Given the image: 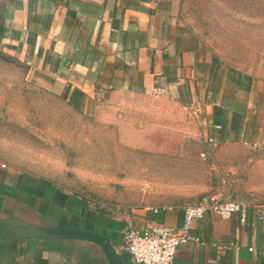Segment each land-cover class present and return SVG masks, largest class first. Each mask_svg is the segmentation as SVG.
<instances>
[{
  "label": "crops",
  "instance_id": "obj_1",
  "mask_svg": "<svg viewBox=\"0 0 264 264\" xmlns=\"http://www.w3.org/2000/svg\"><path fill=\"white\" fill-rule=\"evenodd\" d=\"M184 5L185 0H0V53L23 64L39 86L95 123L104 122L110 134L116 132L109 149L117 150L116 142L131 151L127 156L136 163L130 164H170L195 142L197 155L212 163L218 154L224 160L231 151L244 150L245 158L232 156L234 164L249 165L251 176H258L264 166V74L222 60L187 22ZM158 85L167 93H148ZM125 113L133 115L130 127L120 119ZM138 121L143 123L137 126ZM91 131L98 134L97 126ZM133 151H139L137 157ZM144 158L154 161L144 163ZM55 175L0 168V214L94 227L123 245L124 229L181 226L187 204L218 191L189 184V178L173 179L180 184L164 189L138 170L116 181L122 199L101 210L55 186ZM255 194L245 198H262ZM68 200L99 220L71 209ZM189 236L176 264H264V222L253 212L243 225L239 215L224 219L208 211ZM124 255L128 264H136L127 251ZM0 264L108 262L96 247L69 241L0 238Z\"/></svg>",
  "mask_w": 264,
  "mask_h": 264
},
{
  "label": "rangeland",
  "instance_id": "obj_2",
  "mask_svg": "<svg viewBox=\"0 0 264 264\" xmlns=\"http://www.w3.org/2000/svg\"><path fill=\"white\" fill-rule=\"evenodd\" d=\"M184 8L187 22L222 60L246 71L264 74V0H185ZM123 116L120 119L126 127L132 126L133 115ZM142 123L138 121L137 126ZM178 125L184 123L179 121ZM95 126L98 134L91 131ZM104 127V122L95 123L93 118L89 119L39 86L23 64L0 53L2 170L56 174L55 186L69 195L98 201L101 210H106V202L122 199L123 188L116 181L138 170L146 180L161 184L164 189L180 184L173 179L189 178V184L214 187L231 198L251 193L264 196V166L258 176H251L249 165L234 164L232 156L245 158L244 150L231 151L226 160H223L225 155L218 154L213 157L217 162L212 163L213 159L209 162V158L198 156L197 145L191 142L170 164L139 167L134 164L136 158L127 156L132 152L123 150L116 142L114 147L118 149L111 153L109 139L115 138L116 132L110 134ZM180 137L178 134L179 146L183 141ZM133 152L137 157L139 151ZM148 160L154 161L144 158L143 162Z\"/></svg>",
  "mask_w": 264,
  "mask_h": 264
},
{
  "label": "built area",
  "instance_id": "obj_3",
  "mask_svg": "<svg viewBox=\"0 0 264 264\" xmlns=\"http://www.w3.org/2000/svg\"><path fill=\"white\" fill-rule=\"evenodd\" d=\"M165 85L153 87L148 93L162 95L167 93ZM214 143V139H209ZM99 205L96 200L88 201ZM211 211L224 219L239 215L241 224H246L250 212L264 222V200L259 196L231 198L223 192H208L198 202L184 207V223L174 226L155 223L142 230L133 226L123 233V245L136 264H176L178 249L188 241L190 231L196 221Z\"/></svg>",
  "mask_w": 264,
  "mask_h": 264
},
{
  "label": "water",
  "instance_id": "obj_4",
  "mask_svg": "<svg viewBox=\"0 0 264 264\" xmlns=\"http://www.w3.org/2000/svg\"><path fill=\"white\" fill-rule=\"evenodd\" d=\"M14 183H16L14 181ZM3 194L0 195L2 197ZM17 202L30 207L23 200L12 197ZM67 205L71 209H75L91 221H98L95 213L81 207L72 200L67 201ZM55 213V212H53ZM40 222H29L17 216H7L0 214V238L8 241L22 240H59L69 241L75 244H81L85 247H96L105 257L108 264H128L124 255L126 248L124 245L118 244L108 235L93 228H83L60 224L40 217ZM93 223H89L92 226ZM94 226V225H93ZM127 229V228H126ZM124 229L123 232L126 231Z\"/></svg>",
  "mask_w": 264,
  "mask_h": 264
},
{
  "label": "trees",
  "instance_id": "obj_5",
  "mask_svg": "<svg viewBox=\"0 0 264 264\" xmlns=\"http://www.w3.org/2000/svg\"><path fill=\"white\" fill-rule=\"evenodd\" d=\"M8 58V57H7Z\"/></svg>",
  "mask_w": 264,
  "mask_h": 264
}]
</instances>
